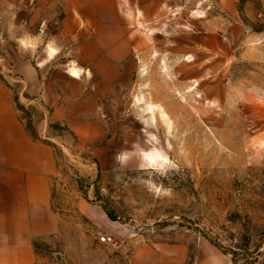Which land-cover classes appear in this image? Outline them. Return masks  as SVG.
<instances>
[{
    "label": "rangeland",
    "instance_id": "374dc122",
    "mask_svg": "<svg viewBox=\"0 0 264 264\" xmlns=\"http://www.w3.org/2000/svg\"><path fill=\"white\" fill-rule=\"evenodd\" d=\"M120 1L130 69L98 105L103 143L81 148L51 124L61 230L37 242L39 258L129 264L140 244H176L196 264L206 243L264 264V0ZM31 28L14 41L23 58L79 62L59 20ZM5 36L0 80L12 85ZM18 105L35 135L36 111Z\"/></svg>",
    "mask_w": 264,
    "mask_h": 264
},
{
    "label": "crops",
    "instance_id": "0c3cea01",
    "mask_svg": "<svg viewBox=\"0 0 264 264\" xmlns=\"http://www.w3.org/2000/svg\"><path fill=\"white\" fill-rule=\"evenodd\" d=\"M55 19L64 24V36L74 41L80 60L47 70V63L35 65L23 58L14 41L36 37L32 25ZM19 25L21 32L16 33ZM4 34L14 74L12 85L0 80V264H58L39 258L37 248L39 240L61 230L53 204L61 166L48 141L59 138L51 124L65 126L81 148L103 143L106 131L98 105L130 69L132 30L120 0H0ZM19 103L36 111L35 135ZM203 245L196 264H234L216 246ZM178 248L143 243L129 264H181L187 253L184 248L177 253Z\"/></svg>",
    "mask_w": 264,
    "mask_h": 264
},
{
    "label": "built area",
    "instance_id": "2783aa9c",
    "mask_svg": "<svg viewBox=\"0 0 264 264\" xmlns=\"http://www.w3.org/2000/svg\"><path fill=\"white\" fill-rule=\"evenodd\" d=\"M101 240H102L103 242H109L110 240H112V237H110V236H103V237L101 238Z\"/></svg>",
    "mask_w": 264,
    "mask_h": 264
},
{
    "label": "bare ground",
    "instance_id": "6f19581e",
    "mask_svg": "<svg viewBox=\"0 0 264 264\" xmlns=\"http://www.w3.org/2000/svg\"><path fill=\"white\" fill-rule=\"evenodd\" d=\"M157 155H154L153 153H148V155L151 157V158H155V156H159V151L157 150L156 152Z\"/></svg>",
    "mask_w": 264,
    "mask_h": 264
},
{
    "label": "trees",
    "instance_id": "16d2710c",
    "mask_svg": "<svg viewBox=\"0 0 264 264\" xmlns=\"http://www.w3.org/2000/svg\"><path fill=\"white\" fill-rule=\"evenodd\" d=\"M18 107H19V105H18ZM20 108V107H19ZM108 215L110 216V213H108Z\"/></svg>",
    "mask_w": 264,
    "mask_h": 264
}]
</instances>
